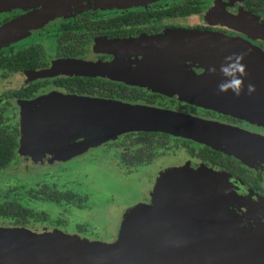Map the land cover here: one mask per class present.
I'll list each match as a JSON object with an SVG mask.
<instances>
[{
    "label": "water",
    "instance_id": "water-1",
    "mask_svg": "<svg viewBox=\"0 0 264 264\" xmlns=\"http://www.w3.org/2000/svg\"><path fill=\"white\" fill-rule=\"evenodd\" d=\"M119 1L122 0H0V11L35 7L26 17L0 27V50L33 24L39 27L56 15L80 10L76 8L113 7ZM126 1L132 5L156 0ZM237 23L236 17H226L225 24L236 27ZM177 29L149 36L150 41L160 53L184 62L189 60L193 66L203 68V72L196 74L182 65L180 72L188 73L189 77H166L161 85H156L157 89L264 124V107L257 108L246 100L252 97L264 100V50L236 38ZM144 48L134 47L142 53ZM128 72L130 81L159 82ZM21 130V147L35 155L47 151L72 155L131 131H161L213 147L225 139L228 148H220L238 156L245 151L241 146L246 143L244 138L239 147L232 144L228 134L233 129L221 128L196 116L98 97L52 98L28 114ZM251 137L256 141V152L264 156V140ZM164 185L168 186L167 178ZM179 185L188 187L184 179ZM211 188L198 180L196 186L193 183L190 190L169 198L168 203L156 190L157 199L144 203L150 206L157 201L153 220H137L131 240L124 238L130 242L127 247L121 245L122 240L114 244L72 240L56 233L57 230L45 229L37 234L23 226L0 225V264H264V231L257 228L247 232L244 223L219 202Z\"/></svg>",
    "mask_w": 264,
    "mask_h": 264
},
{
    "label": "flooded vegetation",
    "instance_id": "flooded-vegetation-1",
    "mask_svg": "<svg viewBox=\"0 0 264 264\" xmlns=\"http://www.w3.org/2000/svg\"><path fill=\"white\" fill-rule=\"evenodd\" d=\"M173 1L182 0H157L123 9L91 7L77 11L71 10V12L74 11L73 15L59 17L39 27H35V24L29 26L21 34L24 36L19 37L23 39L24 43L16 44L19 38H15L3 46L0 50V60L1 56H6L2 58L4 60L8 58V55H13L24 48L39 49L44 53V56H40L38 60L35 56L31 57L37 63L35 66L13 71L0 65V79L5 83L4 91L0 94V108H5V115L9 117L14 125L18 126L20 132L16 155L22 137L20 111L23 109L24 112H35L37 104L41 102L39 97L42 96L61 95L114 99L147 106L159 105L158 108L190 115L187 113L189 111L187 102L157 91L154 82L130 81L131 74L129 72L125 76L122 75L123 71H128L126 70L128 63L130 62L132 66H136L138 59L127 57L124 58V64L116 65L117 61L113 59V54L94 53L95 47H113V43L115 44V42L121 40H137L144 36L163 34L169 29L182 28L181 25L167 23V20L193 15L196 20L194 27L197 31L236 38L264 50V0H200L201 7L199 11L183 17L157 19L149 22L145 30L137 33L125 32L122 35H116L113 31L107 32L101 30V28L93 29V32H91V20L95 21L94 26L98 25V21L103 18H110L114 15L133 11L136 8L143 7L147 9L155 4H165ZM19 8L8 9L10 12L7 10V13L0 11V27L26 17L35 9V7ZM211 12H214L215 16L209 15ZM227 16L236 17L238 25L235 27L225 24ZM121 28L126 29L127 26L121 25ZM69 47H77L78 51L71 52ZM112 59L114 60L113 67L107 66L109 60ZM89 60H93L95 64H87ZM83 61L86 62V65ZM193 70L203 72V68L200 67L194 66ZM90 79L113 83V85L123 84L131 89V93L141 98L136 100L113 98V92L91 94L85 88L86 84L90 83ZM16 104H19V107ZM175 105L179 109H171ZM198 109L201 113L199 115L202 117L201 119L209 122L218 120L233 129V133L228 134V137L231 136L232 144L239 147L240 140L246 139V143L241 146L245 150L241 152L242 157L227 153L220 148L221 146L228 148L226 147L228 142L225 139V142L223 141L217 145L218 147H213L205 143H199V141L189 137L174 136L168 133L170 135L169 149L164 152L161 149L162 153L158 154L151 163L140 166H149L159 160L161 156L163 158L171 156L174 162L162 165L161 173L166 170L167 166L177 168L184 166L182 170L176 171L175 176L178 177L179 181L182 179L186 181L188 190L192 188L193 183L196 186L198 180L206 183L215 191L214 193L219 202L244 223L247 232L251 233L257 228H259V231H264V162L261 160V157L264 156H260L256 152V142L251 140V135H262L264 137V126L231 114L223 115L211 109L199 107ZM9 112L13 115H8ZM234 131L243 132L247 135L241 136ZM123 134L119 135V138H123ZM225 136L224 134V138ZM221 138L223 139V136ZM123 140L119 144L113 141L110 146L112 145L111 147L116 150L119 145L124 143ZM179 150L184 152L183 155H179ZM53 154H48L49 160L52 159ZM14 160H16V157ZM8 166L0 170V173ZM153 181L154 183L148 191L150 197L147 193L146 198L143 199L146 203H151V195L154 191L152 189L155 186L157 187L156 180ZM181 193L179 192L177 196ZM173 196L177 197L176 195Z\"/></svg>",
    "mask_w": 264,
    "mask_h": 264
},
{
    "label": "rangeland",
    "instance_id": "rangeland-1",
    "mask_svg": "<svg viewBox=\"0 0 264 264\" xmlns=\"http://www.w3.org/2000/svg\"><path fill=\"white\" fill-rule=\"evenodd\" d=\"M128 3L129 1L122 0L113 3V7H91L101 9H123L142 5H128ZM12 8L20 9L19 7ZM7 10L8 9L2 11L7 13ZM8 12L10 11L8 10ZM68 12L69 15H56L43 24L59 17L73 15V12ZM167 23L181 25L182 28H178L177 30L197 31L194 27L196 20L193 15L184 18L168 19ZM43 24H41V26ZM192 25L193 27H191ZM10 26L12 27V24ZM22 36L24 35L19 37ZM150 40L152 39H150L149 36H144L137 40H121L115 42V44L113 43V47H95L94 53L113 54V59L117 61L116 65L124 64V58L127 57L138 59L136 61V66H132L129 62L126 70L135 72L138 76L144 77L145 79L150 78L157 80L159 81L156 83L158 86L161 85L160 83L163 79L169 76L176 79H180L181 77L186 79L190 76L188 73H181L180 68L183 65L186 70H193L194 66L190 63L191 61L188 60L189 63L188 61L184 62L179 60L178 57L167 56L160 53L158 47ZM240 42L245 43L243 41ZM22 43H24L23 39L19 38L16 44ZM129 46L138 47L140 49L145 47V51L142 53L141 50H135L133 47ZM113 59L111 61L109 60L107 66L113 67ZM83 62L86 65V62ZM87 64L94 65L95 63L93 60H89ZM123 72L127 74V71ZM194 72L196 74L201 73L200 70H194ZM4 87L5 83L0 79V94L4 91ZM163 93L169 97H176L183 102H187L189 106V111L187 113L192 116L202 118L199 116L201 113L198 107L211 109L223 115L231 114L224 110L209 108L192 101L189 102L188 100L181 99L177 97V95L168 92ZM56 97H61V95L39 97L41 102L37 104L36 109L38 110L44 102H48ZM246 100L249 104L257 108L264 107V100L260 97H252V99L246 98ZM16 106L19 107V104H16ZM153 106L159 107V105ZM171 109L177 110L179 108L175 105ZM10 112L8 115H13ZM29 113L31 112H24L23 109H21V129ZM242 119L264 126V124L254 120H249L247 118ZM210 122L221 128L230 129L218 120H212ZM21 134H23V132ZM258 136H255V139L259 141L264 140L262 135ZM122 140L123 138H119L118 135L115 138L107 139L72 155H68L67 153L59 155L53 154L50 160H46L49 154L48 151L45 153L46 155L43 154V152L39 153V155H35L28 152L25 147L23 149L20 142L16 160L0 173L2 197L4 199L15 198L24 205L34 209L38 216H33L30 219V223L23 226L27 227L28 231L39 234L45 229L57 230L55 231L56 233L65 234L72 240L81 238L89 241H103L113 244L122 240L120 242L121 245L127 247L130 245V242H125L124 238L131 240V234L134 232V226L137 220H153L152 214L157 207V201L150 204V206H145L144 203L146 202L143 200L146 198L147 193L150 197L148 191H150L149 188L154 183L153 180H156L155 184H157V187L155 186L152 189L154 190L153 194L156 190H159L158 194H162L164 197L163 200L167 203L169 198L173 197V195L177 196L179 192L181 193L187 190V188H179V180L175 178L176 171L174 168L182 170L184 166L181 165L182 167L178 168L167 166L166 170L161 173L164 165L174 162L171 156L168 158H163L161 156L159 160L149 166H140L128 171L119 161L115 148L111 147L112 145L110 146L113 141L119 144ZM199 143L202 142L199 141ZM179 153V155H183L184 152L179 150ZM239 154H241V152H239ZM261 160L264 162V157H261ZM170 170H172L174 174L168 175L167 172ZM164 178H167L168 186L166 187L164 185ZM45 182L49 185L56 184L58 190H70L71 192L77 193L79 197L70 201H62L61 203L33 198L29 193L30 189L34 187L37 188L39 184ZM153 194L151 195L152 201L156 200L158 196V194H154V196ZM0 225L13 224H11L9 219H0Z\"/></svg>",
    "mask_w": 264,
    "mask_h": 264
},
{
    "label": "trees",
    "instance_id": "trees-1",
    "mask_svg": "<svg viewBox=\"0 0 264 264\" xmlns=\"http://www.w3.org/2000/svg\"><path fill=\"white\" fill-rule=\"evenodd\" d=\"M200 7V0H182L155 4L147 9L143 7L136 8L133 11L114 15L110 18H103L98 21V25L93 26L95 21L91 20L90 29L93 32V29L101 28V30L103 29L107 32L113 31L116 35H122L125 32L137 33L145 30L149 22L167 17H183L199 11ZM121 25H125L127 28L122 29ZM69 49L71 52L78 51L77 47H69ZM33 56L38 60L40 56H44V53L39 49L24 48L13 55H8V58L4 60L2 58L6 56H1L0 65L13 71L19 68L35 66L37 63L31 58ZM85 88L91 94L113 92V98L118 99L136 100L141 98L131 93V89L123 84L113 85V83L90 79V83L86 84ZM4 109L0 108V170L15 159L19 146L18 137L20 135L18 126L9 120V117L4 113ZM169 136L168 133L161 131H132L124 133V143L118 146L116 155L122 165L128 171H131L140 165L151 163L158 154L162 153L161 149L163 152L167 151L170 143ZM56 187V184L49 185L45 182L39 184L37 188H31L29 193L33 198L57 203L79 197L77 193L70 190H58ZM35 215L38 216L34 209L24 205L17 199H4L0 189V218L10 219L13 225L25 226L30 223V219Z\"/></svg>",
    "mask_w": 264,
    "mask_h": 264
},
{
    "label": "clouds",
    "instance_id": "clouds-1",
    "mask_svg": "<svg viewBox=\"0 0 264 264\" xmlns=\"http://www.w3.org/2000/svg\"><path fill=\"white\" fill-rule=\"evenodd\" d=\"M235 87L238 89V88H239V84L237 83V84L235 85Z\"/></svg>",
    "mask_w": 264,
    "mask_h": 264
}]
</instances>
